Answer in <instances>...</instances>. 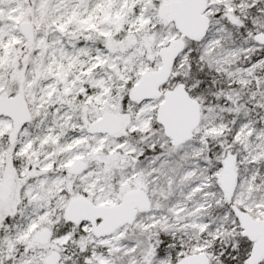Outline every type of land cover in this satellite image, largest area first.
<instances>
[{"label": "snow or ice", "instance_id": "6c2138e0", "mask_svg": "<svg viewBox=\"0 0 264 264\" xmlns=\"http://www.w3.org/2000/svg\"><path fill=\"white\" fill-rule=\"evenodd\" d=\"M0 264H264V0H0Z\"/></svg>", "mask_w": 264, "mask_h": 264}]
</instances>
